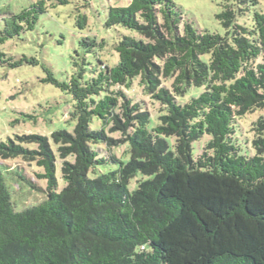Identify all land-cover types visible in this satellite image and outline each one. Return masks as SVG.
Here are the masks:
<instances>
[{"label":"trees","instance_id":"trees-1","mask_svg":"<svg viewBox=\"0 0 264 264\" xmlns=\"http://www.w3.org/2000/svg\"><path fill=\"white\" fill-rule=\"evenodd\" d=\"M222 7L223 35L199 31L173 0L111 6L105 27L134 35L84 37L96 63L77 53L67 80L45 67L43 81L72 96L75 124L0 140V264H264V0ZM45 11L39 0L5 16L0 45L33 30ZM87 24L78 10L77 27ZM23 64L38 60L0 50V65ZM135 83L159 104L153 127L144 99L130 92ZM16 158L39 167L45 186L2 162ZM5 174L43 200L16 211ZM138 174L147 178L130 189Z\"/></svg>","mask_w":264,"mask_h":264},{"label":"rangeland","instance_id":"rangeland-1","mask_svg":"<svg viewBox=\"0 0 264 264\" xmlns=\"http://www.w3.org/2000/svg\"><path fill=\"white\" fill-rule=\"evenodd\" d=\"M39 0H0V25L3 19L10 14H17ZM182 13L183 19L194 25L199 31L225 34V28L217 18L223 10L222 0H173ZM130 0H69L67 4H55V0H46V11L42 13L35 28L22 34L21 38H14L0 45V50L8 55L20 58L23 54L35 57L38 64H23L16 68L0 65V140L15 139L17 135L36 133L50 137L57 129L72 131L75 124L70 120V112L73 109V100L70 94L61 91L50 82L43 81L47 77L45 67H48L60 80H67L75 72L74 58L86 57L87 61L95 65L94 52H86L80 41L84 37L107 38L115 41L119 33L135 34L125 28L116 26L105 27L108 9L111 6H126ZM89 4V5H88ZM78 10L88 17V24L84 29L76 25ZM114 54L106 52L104 59L112 62ZM205 55L203 58L206 59ZM115 59V58H114ZM133 98L143 101L151 113L149 127L159 123V104L142 94L141 88L135 83L130 91ZM201 92V91H199ZM194 94V93H193ZM195 93L194 95H197ZM190 97V96H188ZM30 114L33 117H25ZM263 114L262 110L248 113L247 119L242 122L248 127L251 120ZM93 129L101 128V121L97 117L91 122ZM117 137L118 133H111ZM209 140V136L202 137L194 142V154L198 153L200 141ZM173 141V139H171ZM203 145V144H202ZM251 146V144H250ZM201 145L199 149L201 150ZM247 149V147H243ZM250 148V147H249ZM252 149V148H250ZM117 156H122L126 148L124 146L113 149ZM253 151V149H252ZM129 154L122 157L124 161L129 159ZM9 168H19L32 180L41 186H45L46 180H37L34 171L40 169L35 164H29L21 158L2 161ZM61 161L57 162V178L59 187L65 185L60 172ZM118 164H112L116 167ZM6 181L15 201L14 208L21 211L27 207L36 205L43 200V192L32 190L29 186L11 181L6 175ZM138 174L130 182V189L137 186L139 179L145 178ZM147 178V177H146ZM12 185V186H11Z\"/></svg>","mask_w":264,"mask_h":264}]
</instances>
